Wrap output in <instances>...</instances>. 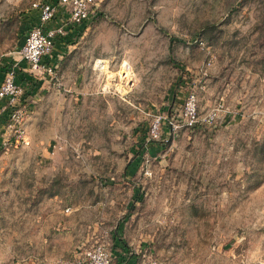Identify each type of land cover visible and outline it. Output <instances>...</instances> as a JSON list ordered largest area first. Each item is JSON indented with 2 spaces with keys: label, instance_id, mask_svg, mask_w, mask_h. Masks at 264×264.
Instances as JSON below:
<instances>
[{
  "label": "rangeland",
  "instance_id": "rangeland-1",
  "mask_svg": "<svg viewBox=\"0 0 264 264\" xmlns=\"http://www.w3.org/2000/svg\"><path fill=\"white\" fill-rule=\"evenodd\" d=\"M35 1L0 0L3 78ZM93 6L53 75L18 68L25 133L3 120L0 264L96 243L116 264H264V0Z\"/></svg>",
  "mask_w": 264,
  "mask_h": 264
},
{
  "label": "built area",
  "instance_id": "built-area-1",
  "mask_svg": "<svg viewBox=\"0 0 264 264\" xmlns=\"http://www.w3.org/2000/svg\"><path fill=\"white\" fill-rule=\"evenodd\" d=\"M96 0H43L35 1L32 6L39 11V22L27 30L24 42L18 53L29 64L30 71L41 79L47 74L53 75L56 66L51 62V54L58 38L65 37L69 25H80L94 13ZM18 69L7 67L0 84V117L5 125L17 129L23 136V108L21 98L24 87L18 81ZM198 96L194 89L188 92L183 106V118L187 125H194L200 120L197 105ZM219 107H213L207 117L215 119ZM161 119H157L155 130L160 129ZM174 124V122H173ZM178 127V124L175 125ZM58 264H116L111 251L103 243L86 247L78 245L69 258L60 259Z\"/></svg>",
  "mask_w": 264,
  "mask_h": 264
},
{
  "label": "crops",
  "instance_id": "crops-1",
  "mask_svg": "<svg viewBox=\"0 0 264 264\" xmlns=\"http://www.w3.org/2000/svg\"><path fill=\"white\" fill-rule=\"evenodd\" d=\"M30 12H32V14H33V12H34V9H32ZM30 12H28V15H30ZM35 22V24H37L38 22H39V19H37V21L35 20V19H33V23ZM35 24H33V25H35ZM32 24H31V26L29 27V29L33 26ZM66 37V36H65ZM63 41H64V37H62V38H58L56 41H55V45H54V48H53V52H52V54H51V57H50V59H51V62H53V61H55V62H57L61 57H62V54H61V52H62V45H63ZM63 48H65V47H63ZM21 61L19 62V69L20 68H22V70H25L26 68H28L29 67V64H28V62H26L24 59H20ZM17 68V67H16ZM17 68V69H18ZM25 72V71H24ZM27 74V73H26ZM23 75V74H22ZM28 75V74H27ZM28 77V76H27ZM31 77H32V75H31ZM2 78H3V73H2V75H0V80H2ZM29 82H27V84H31L32 83V79L30 80H28ZM1 84V83H0ZM4 119L3 118H1L0 117V129L2 128V125L4 126V121H3ZM78 247V246H77ZM121 264H131V262H129V263H127V262H122Z\"/></svg>",
  "mask_w": 264,
  "mask_h": 264
},
{
  "label": "trees",
  "instance_id": "trees-1",
  "mask_svg": "<svg viewBox=\"0 0 264 264\" xmlns=\"http://www.w3.org/2000/svg\"><path fill=\"white\" fill-rule=\"evenodd\" d=\"M52 1H56V0H52ZM33 19H39V11L37 10V9H34V12H33V14H32V12L30 13V15H28V21H32L33 22ZM33 24H35V22L34 23H32V25ZM71 26H73V25H71ZM70 26V27H71ZM25 36V35H24ZM23 42H24V37H22V43H21V45L23 44ZM20 45V46H21ZM4 70H5V68H3ZM7 69V68H6ZM18 72V71H17ZM18 81L21 83V81H20V79H19V75H18Z\"/></svg>",
  "mask_w": 264,
  "mask_h": 264
}]
</instances>
